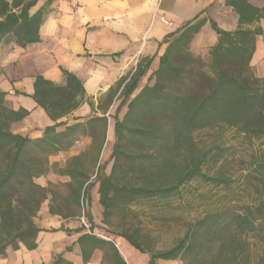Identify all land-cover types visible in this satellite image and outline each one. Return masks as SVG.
Returning a JSON list of instances; mask_svg holds the SVG:
<instances>
[{"label":"trees","instance_id":"16d2710c","mask_svg":"<svg viewBox=\"0 0 264 264\" xmlns=\"http://www.w3.org/2000/svg\"><path fill=\"white\" fill-rule=\"evenodd\" d=\"M36 1L27 3L19 17L11 14L1 22L0 35L21 18L17 38L22 44L35 42L41 19L28 20L27 10ZM204 25L205 21H199L168 35L158 69L136 96L133 97L152 60L143 66L139 63L129 79L120 81L109 163L98 164L106 141V116L89 119L86 129L76 124L57 131V127L67 124L61 122L47 127L43 137L32 139L11 131V123L22 120L26 113L5 107L0 94V255L21 244L30 250L37 247L42 229L35 218L49 195L51 215L76 219L84 213L91 224L90 233L79 238L87 259L95 244L103 243L93 234L97 225L90 205L96 183L105 221L138 201L161 203L180 197L181 186L195 178L215 186L229 187L233 183L226 175L203 173L202 164L211 151L203 153L193 134L220 124L235 127L247 137L264 138V78H257L250 67L255 42L252 31L226 32L213 23L219 41L210 48L206 59L195 56L190 44ZM124 107L127 111L121 119L119 114ZM80 132L92 138L91 147L63 166L51 164L50 157L68 150ZM147 144L151 150H145ZM132 147L139 152L132 151ZM90 154H94L96 165L94 183L81 163L82 157ZM222 154L223 150L218 149L214 157ZM254 164L255 172L249 175V182L256 187L258 199L251 204H230L207 212L190 223L183 237L170 248L154 252L149 244L140 241L138 231L119 236L149 255V264H157L158 260L264 264V257L257 253V243L264 240V156L255 158ZM53 166L56 174L70 178L62 183L67 188L63 196L52 190L54 184L43 187L36 182L52 172Z\"/></svg>","mask_w":264,"mask_h":264},{"label":"crops","instance_id":"0c3cea01","mask_svg":"<svg viewBox=\"0 0 264 264\" xmlns=\"http://www.w3.org/2000/svg\"><path fill=\"white\" fill-rule=\"evenodd\" d=\"M33 1L18 0L15 5V0H0V23L11 14L19 17L24 6ZM27 17L41 19L35 42L22 44L17 38L21 18L0 35L3 105L26 113L22 120L12 122L10 129L35 139L43 137L47 127L61 122L67 124L57 127V131L76 124L86 129L89 119L108 116L109 128L98 164L105 163L113 149L115 135L110 115L120 103V81L129 79L139 63L143 66L152 60L144 79L149 78L159 67L168 35L205 21L191 44L203 30L211 28L213 47L220 39L213 23L226 32L252 31L255 42L250 67L257 78H264V0H37L27 10ZM92 142L90 136L79 135L68 150L49 160L52 163L63 159L66 163L89 149ZM55 179L70 180L50 172L36 182L47 187V180ZM93 189L91 204L97 200L101 207L98 189L96 193ZM50 199L49 195L38 214L43 215L42 219L35 218L42 229L37 247H10L0 255V264H132L144 256L149 264V255L136 250L127 240L95 232L103 243L95 244L85 259L79 238L90 231L78 230L82 225L77 218L51 215ZM121 247L126 248L132 260L124 257ZM174 262L177 261L158 260L157 264Z\"/></svg>","mask_w":264,"mask_h":264},{"label":"rangeland","instance_id":"374dc122","mask_svg":"<svg viewBox=\"0 0 264 264\" xmlns=\"http://www.w3.org/2000/svg\"><path fill=\"white\" fill-rule=\"evenodd\" d=\"M210 36L211 28L205 29L198 36V40L190 44V50L195 56L206 59L213 45ZM147 82L148 77L143 79L133 97L137 95ZM126 111V107L121 110L119 114L121 119ZM114 114L110 115L113 128ZM106 117L108 120L107 127L109 128V118L108 116ZM79 135H81V132ZM193 137L197 147L203 153L211 151L202 164L203 173L210 176L226 175L233 181L229 187L215 186L205 182L202 178H195L181 186L182 196L180 197L161 203L152 200L138 201L126 207L123 213L117 212L106 219V221L103 216V208L99 206L97 200H94V203L90 205L94 220L97 223V227L93 232L102 236L117 237L124 232L133 233L138 231L140 241L143 244H149V247L154 252H159L170 248L177 240L183 237L190 223L203 217L216 207L230 204H251L258 199L259 194H257L256 187L249 182V175L255 172V158L264 156V138L247 137L235 127L220 124L212 128L198 130L193 134ZM114 140L115 137L112 142ZM218 149L223 150L220 158L214 157ZM145 150H151L149 144H147ZM132 151L139 152L136 147H132ZM93 157L94 154L84 156L81 163L83 168L93 176L92 181L94 183L96 165ZM182 159H179L180 163L183 162ZM63 161V159L52 160V163H50L62 166L65 165ZM109 161L110 155L107 156L105 162L109 163ZM111 165L112 163L109 164L107 173L110 172ZM56 170L57 168L53 166L52 173H55L54 171ZM118 176L121 177L119 174ZM42 182H45V180H42ZM47 183L48 186L50 183L55 185L52 187L53 191L58 192L62 196L66 194L67 188L62 186V183H64L62 180L55 179L54 182L47 180ZM97 187L98 183L93 189L94 193L97 192ZM42 216H37V218L42 219ZM77 219L80 220L81 225L87 231H90L91 224L84 216V213L81 218ZM259 242L257 243V253L260 257H264V240ZM120 252L126 259L130 258L132 260L131 256L127 255L126 248L121 247ZM146 261H148V258L144 256L142 260L135 261L132 264H146ZM173 264H183V262L177 261Z\"/></svg>","mask_w":264,"mask_h":264},{"label":"built area","instance_id":"2783aa9c","mask_svg":"<svg viewBox=\"0 0 264 264\" xmlns=\"http://www.w3.org/2000/svg\"><path fill=\"white\" fill-rule=\"evenodd\" d=\"M165 24H167L168 26H172V24L168 21V20H163Z\"/></svg>","mask_w":264,"mask_h":264},{"label":"water","instance_id":"95a60500","mask_svg":"<svg viewBox=\"0 0 264 264\" xmlns=\"http://www.w3.org/2000/svg\"><path fill=\"white\" fill-rule=\"evenodd\" d=\"M220 38V36H218V39Z\"/></svg>","mask_w":264,"mask_h":264}]
</instances>
